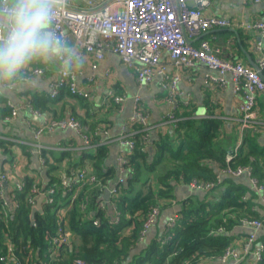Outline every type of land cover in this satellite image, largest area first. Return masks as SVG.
Wrapping results in <instances>:
<instances>
[{
  "label": "trees",
  "instance_id": "obj_1",
  "mask_svg": "<svg viewBox=\"0 0 264 264\" xmlns=\"http://www.w3.org/2000/svg\"><path fill=\"white\" fill-rule=\"evenodd\" d=\"M65 92L71 94L68 88H63L60 94ZM78 98L89 102L88 98ZM111 102L116 103L113 98H110ZM180 108L189 106L178 103L176 121L172 122L180 146L175 148L170 137L160 139L156 144L158 155L153 161H149L145 151L147 132L140 124L132 125L134 133L130 139L136 148L128 155L125 166L129 176L109 202H105L104 194L116 171L105 172L102 167L108 157V146L102 144V137L97 134L100 123L89 125L81 117L72 116L86 127L96 154L88 153L85 157L92 160V174L100 182L78 188L74 184L77 172L69 168L67 174L74 184V190L69 191L62 185V178L56 175L57 168L50 161L53 152L44 151L48 184L43 185L34 177L24 178L23 188L13 190L10 195L16 206L9 215H5L0 198V264H12L1 259L7 255L9 245L14 247L20 264H205L207 260L222 256L231 246L233 237L229 234L235 228L242 227L245 220L264 219L254 210L259 206V192L237 184L236 178L231 176H224L222 182L209 191L226 187L218 203H184L175 225L143 252L132 256L141 243L144 223L150 213L157 207L162 212L174 201L172 182L214 183L218 178L216 166L221 170L249 167L258 187L264 188L261 134L247 131L238 156L227 162L230 145L222 138L226 136L222 120H198L190 110L180 118ZM166 154H169L170 164L162 168L163 174L153 183L150 175L166 159ZM82 170L85 168L79 167V173ZM51 188H56L54 201H44L43 211L33 215L35 207L30 200ZM249 194L252 195L250 198ZM262 195L264 198V190ZM103 202L106 207L101 206ZM109 206L115 208V220L109 214ZM60 227L70 234L71 243L52 249L50 240L57 236ZM259 264H264V254Z\"/></svg>",
  "mask_w": 264,
  "mask_h": 264
},
{
  "label": "crops",
  "instance_id": "obj_2",
  "mask_svg": "<svg viewBox=\"0 0 264 264\" xmlns=\"http://www.w3.org/2000/svg\"><path fill=\"white\" fill-rule=\"evenodd\" d=\"M72 4L77 8L86 7L85 0H73ZM188 4L195 7L197 0H188ZM204 13L208 16L227 18L232 21L233 25L230 28L208 31L198 38L190 39V42L195 47H199L202 41H208L211 48L218 51L221 59L241 62L255 70L254 66L259 65V60L264 58V51L258 52L255 49L261 35L245 27L262 17L264 1L209 0ZM68 38L80 47L87 58L83 68L75 74L77 75V87L90 96L89 102L86 103L67 92L53 98L51 88L59 81L54 76H46V78L30 84L22 91L15 92L6 98L0 97V175H8V180L4 184V195L10 204L13 203L11 193L17 189V185L24 178L34 177L39 183L48 184L47 169L45 162L42 161L44 151L53 152V158L51 157L50 161L57 168L56 175L62 178V181L72 184L73 179L67 174L69 168L75 173L77 172L75 178L78 177V170L81 166L86 171L94 173L92 160L85 156L88 153L95 155V149L87 147L84 138L76 131L56 130L44 133L40 138L36 137V130L47 120L68 119L76 115L87 121L89 125L95 122L100 123L97 134L101 135L102 144L108 146V157L102 163V167L105 172H109L111 169L116 171L107 186V190L110 191L116 187L118 181L125 183L129 176V172L125 175L120 172L119 159L123 156L128 159V155L132 152L121 145L119 139L132 130L131 120L138 105L149 115L150 142L145 147L149 161H153L158 155L156 144L160 139L170 137V142L174 144L175 148L180 146L173 123L168 120L175 105L167 100V92L162 86L161 77H156L148 85H140L135 73L125 65L122 58L110 51L105 53V58L98 63L97 69H94V58L87 54L82 45L73 37ZM162 62L168 65L169 74H181L180 95L177 97V102L183 103L189 108L179 109L180 118H184L183 115L190 110L191 115L198 120L204 118L222 120L223 130L226 134L222 138L226 140L225 143L230 145L228 157L230 152H234L243 140V133L239 125L242 93L235 90L231 76H226L227 84L222 86L216 81L220 75L206 67L176 68L171 65L167 52L163 53ZM262 73L264 76V70ZM111 93L116 94L117 97H124L125 100L120 103H110ZM90 103L91 105L88 107ZM13 109L17 111V116L8 121L7 118L11 116ZM257 111L260 119L264 122V93L258 95ZM260 143L264 145V129L260 136ZM165 157L166 159L150 175L153 183H156L158 177L163 174L162 168L170 164L168 162L169 154H166ZM215 169L218 176L221 175L222 170L217 166ZM221 176L223 180L224 176ZM235 180L237 184L245 185L252 191L256 190L247 175ZM171 185L174 201L162 210L159 219L134 250L132 256L143 252L155 239L163 237L170 227L172 219L176 220L183 209L184 203L201 204L208 201L215 204L221 200L226 189L225 186H222L209 193L197 190L192 185L183 182H172ZM79 186L78 183V188ZM259 194V206H255L254 210L264 216V198L262 193ZM251 196L248 195L249 198ZM39 199L40 197L37 199L35 208H38ZM44 201H46L45 198ZM105 202L109 201L105 200ZM42 204L40 209L43 211ZM103 205L106 207L104 202ZM109 214L114 220L116 219V213L112 206H109ZM253 233L254 231L250 228H235L229 234L233 237L231 246L239 253H243L245 249L253 251L258 244L263 243L264 229L255 233L256 245L249 242V237ZM205 264L259 263L251 253L240 261L231 260L227 263H220L216 260H207Z\"/></svg>",
  "mask_w": 264,
  "mask_h": 264
},
{
  "label": "built area",
  "instance_id": "obj_3",
  "mask_svg": "<svg viewBox=\"0 0 264 264\" xmlns=\"http://www.w3.org/2000/svg\"><path fill=\"white\" fill-rule=\"evenodd\" d=\"M72 1L69 0L68 6L57 19L55 23L57 31L65 33L67 37H73L82 45L86 53L94 58V69H97L98 63L105 58V53L110 51L122 58L125 65L135 73L140 85H148L156 77H161L162 86L167 92V100L175 105L174 111L168 117L169 121H176L175 110L178 108L177 97L180 95L179 86L182 78L179 73L172 75L168 73V65L162 62L164 52L168 53L171 65L176 68L196 69L203 66L218 73L220 76L216 81L222 86L227 84L226 76H231L235 90L242 93L239 125L243 137L249 130L256 134L263 132L264 122L260 119L257 111L258 95L264 93L263 76L257 70L248 68L241 62H230L221 59L218 51L213 50L208 41H202L199 47H195L190 42V39L198 38L208 31L230 28L233 25L232 21L227 18L208 16L204 13L209 0H197L195 7L190 6L188 0H85V8L75 7ZM263 1L256 0V2ZM245 28L258 32L264 39V14L259 20ZM255 49L262 52L264 46L259 42ZM258 66L261 71L264 70V58L259 60ZM76 79V74L66 80L59 79L51 88V96L57 98L63 88H68L74 96L89 98L90 96L86 92L78 89ZM110 98H113L116 103L125 100L124 97H117L114 93H111ZM32 112L37 114L34 111ZM16 116L17 111L13 109L7 120L11 121ZM131 124H140L143 127V131L147 132V144H149L151 130L149 115L139 105ZM56 130L76 131L84 138L87 147H91L90 139L86 134V127L72 116L68 119L47 120L36 130L35 134L37 138H40L44 133L55 132ZM133 133L134 131L130 130L119 139L120 144L127 147L131 152L136 148L135 142L130 139ZM242 144L243 140L233 154L227 157V162L238 156ZM42 161L45 162L44 159ZM119 163L120 172L124 175L127 174L128 170L125 166L128 159L126 156L121 157ZM221 175L234 178L247 175L250 177L255 189L259 193H263L264 188L258 187L256 180L252 178V170L249 167L227 168L222 170ZM221 175L218 176L217 182L207 184L194 182L191 185L197 190L209 192L222 182ZM7 180V174L0 175V198L3 199L2 204L5 215H9L16 206L15 203L10 204L5 199L4 184ZM99 182L95 174L86 170H82L76 181H74L76 186H78V183L83 186L87 183ZM121 183L123 181H118L116 187L111 189L112 196L117 194L118 186ZM62 185L68 188L69 191L74 190L73 183L63 181ZM22 188L23 182H20L17 189ZM55 194L56 188H51L48 192H42L30 201L36 207L38 197L44 195L46 201L52 203ZM101 206L104 207L103 204ZM160 215V207L155 208L150 213L144 223L141 241L157 222ZM97 223L95 222L96 225ZM175 223L176 220L172 219L169 226L173 227ZM242 227L254 231L249 237V242L256 245L257 237L255 233L264 229V219L245 220ZM70 243V234L61 227L58 229L57 236L50 240L52 249ZM251 253L254 254L259 263L264 254V243L258 244L253 251L245 249L243 253H239L230 246L222 256L214 260L220 263H227L231 260L240 261ZM1 259L2 261L8 260L12 264H20L14 254L12 245H9L7 255Z\"/></svg>",
  "mask_w": 264,
  "mask_h": 264
},
{
  "label": "clouds",
  "instance_id": "obj_4",
  "mask_svg": "<svg viewBox=\"0 0 264 264\" xmlns=\"http://www.w3.org/2000/svg\"><path fill=\"white\" fill-rule=\"evenodd\" d=\"M69 0H0V97L46 76L66 80L86 56L55 23Z\"/></svg>",
  "mask_w": 264,
  "mask_h": 264
},
{
  "label": "water",
  "instance_id": "obj_5",
  "mask_svg": "<svg viewBox=\"0 0 264 264\" xmlns=\"http://www.w3.org/2000/svg\"><path fill=\"white\" fill-rule=\"evenodd\" d=\"M259 42H261L263 44V46H264V39H262V37L259 38ZM254 68H255V70H257L263 76V73H262V71H261V69H260V67L258 65H255ZM263 78H264V76H263ZM232 154H233V151L230 152V155H232ZM110 196H111L110 190H107L106 193H105V196H104V200L109 201L110 200ZM43 201H44V195H42L40 197V199L38 201V208L39 209L38 208H34L33 215H35L38 211L42 212V210L40 209V206L43 203Z\"/></svg>",
  "mask_w": 264,
  "mask_h": 264
}]
</instances>
